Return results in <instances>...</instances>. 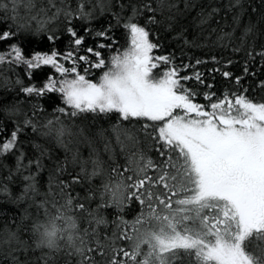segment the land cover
Here are the masks:
<instances>
[{
  "label": "snow or ice",
  "instance_id": "snow-or-ice-1",
  "mask_svg": "<svg viewBox=\"0 0 264 264\" xmlns=\"http://www.w3.org/2000/svg\"><path fill=\"white\" fill-rule=\"evenodd\" d=\"M192 6L0 0V193L27 205L10 220L4 214L0 264H264V99L246 95L243 75L226 70L233 59L185 63L162 38L171 31L183 57V46L215 35L213 45L244 52L247 74L257 57L264 66V10L249 5L257 20L235 37L241 0L202 8L197 24L208 27L189 39L179 17ZM97 8L110 13L99 26ZM37 36L46 49L32 47ZM209 60L217 66L208 71L226 78L222 93L198 67ZM93 69L102 70L98 80ZM87 113L116 117L115 145H104L111 163L76 146L92 144L77 124Z\"/></svg>",
  "mask_w": 264,
  "mask_h": 264
},
{
  "label": "trees",
  "instance_id": "trees-1",
  "mask_svg": "<svg viewBox=\"0 0 264 264\" xmlns=\"http://www.w3.org/2000/svg\"><path fill=\"white\" fill-rule=\"evenodd\" d=\"M185 2L189 3L190 5H194L192 7H189L188 9L184 10L183 14L179 17L180 23L184 24L186 27V35L189 39H192L194 35H197L200 32V27H204L207 29L208 25L200 26L197 24V21L200 19L199 13L201 9H207L208 6L214 5V6H221L226 5L228 3V0H176V3L180 9H184ZM242 4L244 5V8L246 10L245 14L241 17L242 24L239 28H237L235 32V37H239L241 35V32L243 30V24L247 23L249 18L251 17L252 21L255 22L257 20L258 13H252L249 5L252 7H256L258 9L264 10V5H261V0H241ZM92 3H96V0H92ZM91 7V4L89 5ZM225 11H228L226 8H222L221 12L213 16L211 20V24L213 26H216V21L224 16ZM236 11H239V8L236 9ZM110 13L100 14L99 8H97V26H99L100 23H103L105 20L108 19ZM231 15L232 13L229 12V15L227 17L229 23H231ZM33 24L35 21L32 22ZM221 23H223L221 21ZM79 26V24L77 25ZM122 28V26H121ZM177 28H179V25H177ZM225 31H231V27H225ZM82 32V29H81ZM116 34L119 36L121 34V29L116 30ZM173 35L171 31L162 33V38L165 40V49L164 51L171 52L173 49L176 50V54L178 59H183L185 63H188V57H201L208 55H217L221 58L228 57L234 60L233 65L226 66V70L232 71L235 75H243V87L248 88V91L246 92V95H248L250 98H253L256 101H260L264 99V89L260 88L259 81L264 80V66L261 65L260 58L257 57L254 61H249V67L250 71L245 74L243 73V67H244V60L246 59L244 52L240 53H232L231 51V45L227 49L222 48V46L217 43L215 45L212 44V41L215 40V35L210 37L209 39L205 40L204 44L201 47H192V46H183L184 49V56L180 57L179 53L182 47V44L180 41H174L171 40L170 37ZM204 36H207V31L204 33ZM249 39H251V36H249ZM87 42L91 44L93 42L92 37L87 38ZM50 42H47L46 36L41 40L39 36L34 37V43L32 45L33 48H40V49H46L48 47V44ZM66 43V38H61V40L58 42L57 47H63V45ZM117 47H120L117 45ZM7 48V42L6 41H0V50H6ZM105 52L107 53V49H105ZM192 63H195V60H192ZM223 64V59H221V65ZM217 65L209 60L206 64L198 66L201 71H203L208 79L209 82L214 83V89L215 91H218L222 93L223 86L226 82V78L222 76L220 72H209L208 69H211L213 67H216ZM49 69H45V71H48ZM19 71L22 73L23 69L20 68ZM187 71H191V69L185 70V74ZM102 74V70H96L93 69L89 75V78L98 80L99 76ZM213 77H215V80L213 81ZM14 78V76H13ZM232 83L234 84L235 81L233 80ZM4 89L0 88V95H3ZM53 96V98H57L59 96L58 93L50 94ZM9 99H11V95L8 96ZM204 98L201 96L199 98V102H203ZM52 109L49 108V111ZM116 123V117L114 115H105V114H93V113H87L85 116H82L80 120L77 121V124H80L84 128V136L80 137V140H84L85 136L90 137L92 140V144L89 145L87 142L81 143L79 145H76L80 148L81 153L84 156H87L90 151H92L93 148L96 149L97 153L100 155L101 159L111 163L110 160V154L109 152L105 151L104 145L108 142V139L110 138L113 145H115V133L112 130V126ZM101 132L103 134L101 135ZM57 151L60 155H63L64 150L57 146ZM153 155L155 153H152ZM116 159L120 160L121 162L124 161V156L120 152L118 146H116ZM8 163H14V160L12 158H9ZM93 182L96 184H99L101 182L100 177H94ZM9 187L12 190L13 196H16L19 194V192L22 190L21 186L19 184H10ZM138 203V202H137ZM25 201H20L19 203L13 202L5 193H0V227H2L5 223V213L7 214V217L9 220L11 219L12 213H21L22 209L26 207ZM139 209L137 208V211ZM115 212L114 208L109 209V218H112V213ZM134 213H128L126 218L132 219V216ZM18 218V216H17Z\"/></svg>",
  "mask_w": 264,
  "mask_h": 264
}]
</instances>
